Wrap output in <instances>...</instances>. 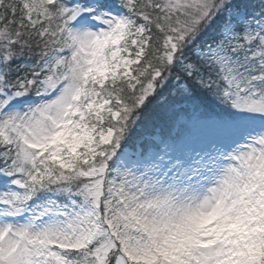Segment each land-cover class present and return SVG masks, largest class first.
Returning <instances> with one entry per match:
<instances>
[{
    "label": "snow or ice",
    "instance_id": "snow-or-ice-1",
    "mask_svg": "<svg viewBox=\"0 0 264 264\" xmlns=\"http://www.w3.org/2000/svg\"><path fill=\"white\" fill-rule=\"evenodd\" d=\"M0 264H264V0H0Z\"/></svg>",
    "mask_w": 264,
    "mask_h": 264
}]
</instances>
